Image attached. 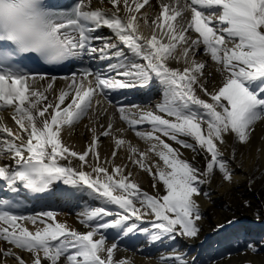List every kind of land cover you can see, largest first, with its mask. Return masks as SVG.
<instances>
[{
  "label": "snow or ice",
  "instance_id": "1",
  "mask_svg": "<svg viewBox=\"0 0 264 264\" xmlns=\"http://www.w3.org/2000/svg\"><path fill=\"white\" fill-rule=\"evenodd\" d=\"M96 2L111 8L77 0L71 10L55 11L46 0H0V113L8 110L16 126L8 127L0 116V161L14 164L0 163V182L13 193L21 188L45 193L63 184L72 189L69 196L86 193L100 205L78 213L79 223L88 229L81 233L58 221L57 213L17 215L9 210L14 204L0 201V264L9 259L14 264H134L128 257L116 258L118 245L107 243V229L125 236L138 230L152 241L196 238L202 219L196 197L208 195L201 186L217 173L225 185L234 180L221 146H227L228 137L250 144L255 126L264 121V86L252 88L256 82L264 85V0ZM102 28L111 37L94 35ZM101 40L97 47L95 41ZM201 52L222 78L211 91L207 63L196 59ZM83 55L115 61L108 65L115 77L83 68L61 77L65 84L57 88L55 77L20 70L21 58L54 66ZM154 82L163 93L155 109L116 106L115 113L109 112L110 91L147 88ZM86 118L91 140L77 152L64 143L63 132ZM117 118L126 127H116ZM105 119L106 126L101 123ZM145 124L148 130H140ZM128 131L147 145L144 151L125 138ZM101 137L114 144L111 159L101 161ZM173 144L203 155V169L183 159ZM120 149L130 165L152 178L153 188L163 187V194L142 191L128 164L115 163ZM235 159L232 148L230 160ZM146 217H152L154 231L138 227L136 221ZM248 248L256 251L252 244ZM161 261L187 264L179 254Z\"/></svg>",
  "mask_w": 264,
  "mask_h": 264
},
{
  "label": "bare ground",
  "instance_id": "2",
  "mask_svg": "<svg viewBox=\"0 0 264 264\" xmlns=\"http://www.w3.org/2000/svg\"><path fill=\"white\" fill-rule=\"evenodd\" d=\"M92 6L93 8H103L105 11L111 8V5L107 3L98 4L96 0H92ZM155 11V9L152 10L150 15ZM143 31L145 35L148 34L147 29ZM111 35L109 31L106 38L111 37ZM124 51L126 55L130 56L126 49ZM196 59L207 63L206 74H211L208 76L207 86L209 91L213 90L214 86H219L222 78L216 72V65L208 57L204 56L202 52L197 55ZM172 66L176 67L177 65L173 64ZM180 67H183V65H180ZM55 83L56 87L60 88L64 86L65 81L56 80ZM152 86L153 84L150 85V88ZM157 86L159 90L156 99L137 105L139 108L155 109V106L161 102L163 93L161 87L158 84ZM259 86L264 85H259L258 82L256 89ZM150 88L147 89L148 92ZM205 99L207 98L205 97ZM124 107L132 108V106ZM115 108L116 106L113 105V107L109 108V112L115 113ZM0 116L3 117L4 124L15 130L16 126L11 120L8 110L0 113ZM101 123L106 126L107 120H102ZM86 125H89L87 118L73 130H65L63 132L64 143L73 147L77 152H83L91 140L92 134L85 127ZM115 125L116 127H126L118 118L115 121ZM138 127L140 130L146 131L149 126L145 124L142 127L141 125ZM125 138L141 151L147 148V145L135 137L131 131L125 134ZM169 143L172 142L169 141ZM173 147L179 149L183 159L193 163L197 168L203 169L205 165L203 155H197L190 149L181 148L180 145L173 144ZM113 148L114 144L110 137L100 138L98 151L101 161L111 159ZM232 148L236 150L235 160H230ZM221 149L224 152V159L230 161L231 169L234 172V180L230 186L225 185L217 173L211 183L201 186L202 193L207 192L208 195L196 197L202 215V219L197 222L200 227L198 236L193 239L177 236L175 240L164 237L159 241H152L148 234L138 230L127 236L121 233L120 236L107 240L109 245L112 243L118 245V251L115 253L117 259L128 257L134 264H162L161 257L168 258L179 254L184 257L187 264H264V179H262L264 177V121L258 122L255 126L250 144L240 145L235 143L232 137H228L227 146H221ZM126 157L127 153L120 149L115 163L117 165L128 164V171L132 172L131 179L139 184L141 190L152 195H156L157 191L163 194V187L160 186L159 189L153 188L152 178L138 167L130 165ZM151 159L155 160L156 157L153 156ZM241 161L243 162V167H237V164ZM60 162L67 163V161ZM0 163L14 166L10 160H3ZM73 166L78 167L79 162L73 160ZM105 166L108 167V165ZM87 170L90 171V169ZM56 193L57 188H54L52 196L56 197ZM75 195L73 203L71 202L72 211H59L56 218L58 221L66 223L70 228L83 233L88 231V229L79 223L78 213L86 207L100 205L98 201L90 199L86 193L76 192ZM245 201H247V205ZM109 207L112 212L118 211L114 206ZM111 219L113 217H110L109 220ZM151 221L152 217H146L143 222L136 221V223L138 227H147L151 232L154 231ZM228 221H232V223H228ZM129 223H132V221H129ZM220 224H223L224 227L218 228ZM29 227L31 226L29 225ZM104 235L108 238L112 236V234L106 232ZM249 244L255 246V252L248 248ZM226 249L231 251L229 254L223 255ZM21 255L24 256L25 260H28L27 253H22ZM7 264H14V261L9 259Z\"/></svg>",
  "mask_w": 264,
  "mask_h": 264
},
{
  "label": "rangeland",
  "instance_id": "3",
  "mask_svg": "<svg viewBox=\"0 0 264 264\" xmlns=\"http://www.w3.org/2000/svg\"><path fill=\"white\" fill-rule=\"evenodd\" d=\"M243 241H245V240H243ZM230 251H231V250L226 249V250L223 252V255H224V254H229ZM232 251H233V250H232Z\"/></svg>",
  "mask_w": 264,
  "mask_h": 264
}]
</instances>
